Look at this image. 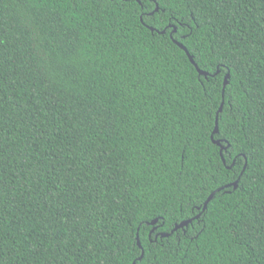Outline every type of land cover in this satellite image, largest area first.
Instances as JSON below:
<instances>
[{
  "label": "trees",
  "instance_id": "obj_1",
  "mask_svg": "<svg viewBox=\"0 0 264 264\" xmlns=\"http://www.w3.org/2000/svg\"><path fill=\"white\" fill-rule=\"evenodd\" d=\"M159 2L0 0V264H264V0Z\"/></svg>",
  "mask_w": 264,
  "mask_h": 264
},
{
  "label": "snow or ice",
  "instance_id": "obj_2",
  "mask_svg": "<svg viewBox=\"0 0 264 264\" xmlns=\"http://www.w3.org/2000/svg\"><path fill=\"white\" fill-rule=\"evenodd\" d=\"M133 2L138 4L141 8L144 9V11L138 16V19L141 22L144 21L145 16H155V11H158L160 9L159 0H149V2L152 4L151 8H149L147 6V4L145 3V0H133ZM165 10H167V9H165ZM145 27H150V25L145 24ZM193 27H198V25H195V26L191 25L187 22L186 19L181 20L179 18H176L175 15L173 14V17L171 18L168 27L165 28L164 31L167 32L168 28H171L172 33L170 34L169 39L175 41L176 44H178L181 48H183L182 54L191 55V52L189 51V49L183 45V42L177 37L176 34L179 33L180 36H182L185 40H187L188 36L191 35V29ZM153 39H155V37H153ZM195 62H196L195 58L193 57V63H195ZM197 67H198V65H197ZM213 71L217 72L218 69H214ZM228 71L230 72L231 70L229 69ZM208 98H209V100L212 99L211 94H209ZM218 107L221 109V111H223V105L222 104L218 105ZM229 107H231V100H229ZM210 115H212V117H213L212 128L211 129H205V133L209 138H213L217 133L220 132L221 118L216 113H210ZM216 143L219 145L218 153L222 157L223 163L226 166V169H230L232 164L234 163V161H228L227 158H225V153H227L229 156L232 155V152L230 150L232 148L231 143L230 142L227 143L226 146H225V144H222L220 142V140H216ZM245 159H247V157H245ZM217 171L219 172L221 170L218 169ZM225 174H226V170H225ZM213 179H215V177H213ZM212 195L214 196L215 193L213 192ZM209 199H211V197H209ZM160 215H162V214H160ZM193 218H196V217H193ZM144 223L155 224V221L152 220L151 218H147V217H144L141 220L137 221L138 226L143 225ZM180 227H182L180 224L175 225V229H178ZM175 229H173V230H175ZM153 231H155V227L153 228ZM138 233H139V227L137 228V234Z\"/></svg>",
  "mask_w": 264,
  "mask_h": 264
},
{
  "label": "water",
  "instance_id": "obj_3",
  "mask_svg": "<svg viewBox=\"0 0 264 264\" xmlns=\"http://www.w3.org/2000/svg\"><path fill=\"white\" fill-rule=\"evenodd\" d=\"M152 30H154L153 28H151ZM189 56V58H190V60L193 62V57L191 56V55H188ZM195 65H196V63H194ZM196 67H197V65H196ZM197 70L199 71V73L200 74H204L205 76L208 74L207 72H205V71H203V70H201L199 67H197ZM228 77H229V73L226 75V77H225V83H224V85H226L227 83H228ZM221 110V109H220ZM214 138V137H213ZM214 140V142L216 143V140L215 139H213ZM221 142V141H220ZM217 144V143H216ZM218 145V144H217ZM237 184H238V180L237 181H235L234 182V187H237ZM221 188H219L218 190H220ZM217 190V191H218ZM215 193V192H214ZM213 194V193H212ZM210 195L209 197H211V199L213 198V195ZM209 197H208V199L206 200V202H205V205H204V208H206L207 207V204H208V202L211 200V199H209ZM198 217V216H197ZM155 222L157 221V219L156 220H154ZM191 220H187V221H184V222H182L180 225L183 227V226H186V225H188L189 224V222H190ZM162 236H168V234H166V233H164V234H162ZM138 243H139V239H138ZM140 244V243H139ZM136 264V263H135Z\"/></svg>",
  "mask_w": 264,
  "mask_h": 264
}]
</instances>
